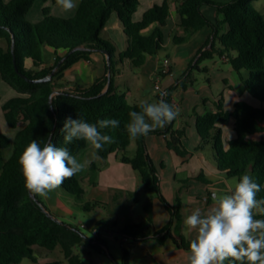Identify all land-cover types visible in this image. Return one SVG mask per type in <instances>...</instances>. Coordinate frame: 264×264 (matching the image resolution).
<instances>
[{"label": "trees", "instance_id": "obj_1", "mask_svg": "<svg viewBox=\"0 0 264 264\" xmlns=\"http://www.w3.org/2000/svg\"><path fill=\"white\" fill-rule=\"evenodd\" d=\"M35 1L0 0V40L6 42L5 47L0 46V77L18 93L2 105L6 123L17 131L12 140L0 133V264H62L61 260L44 261L39 258L41 250L51 253L57 247L69 264H85L75 252L76 247L88 246L98 253L106 252V242L99 234V230L107 225L106 221L96 220L95 236L90 237L75 226L49 217L25 190L18 166L19 155L26 145L33 139L43 145L49 141L53 131L51 142L57 146L67 147L75 156L85 149L87 143L84 141L65 145L64 133L60 131L67 118L78 117L89 123L105 118L120 121L119 128L105 130L113 136L114 143L106 145L98 155L106 159L116 154L121 162L130 164L138 173L144 192L159 198L170 213L169 222L154 230L152 201L149 200L140 221L122 227L112 223V232L129 240L127 247H123V264H128L130 247L149 238H154L159 244L171 240L178 249L187 250L189 240L178 229L175 235L173 233L174 225L179 226L182 221L180 198L177 197L172 205L161 193L160 175L146 143L148 135H164L168 148L182 162H187L193 152L183 145L186 130L184 127L175 129L173 120L147 136L131 139L125 125L128 113L138 111L139 103L129 102L126 93L120 92L114 82L121 72L120 65L125 61L139 68L148 56L157 55L164 48L163 28L170 15L169 1L163 0L147 8L137 21L133 20V16L140 0H81L74 15L69 18L54 17L49 14V7H44V18L30 23L26 15ZM205 6L215 8L223 19L210 20L203 11ZM176 11L180 15L179 26L183 32L182 35H173L172 42L176 45L189 42L195 33L205 27L212 28L211 35L197 53L199 57L194 67L200 59L214 54L226 57L240 76L244 91L258 102V105H252L239 100L228 110L223 99L219 98L214 101L213 108L197 117L195 127L203 144L212 141L218 171L230 178L251 172L254 180L261 185L257 198H264V138H250L256 134L264 135V14L248 0H177ZM113 13H117L123 24L126 36L123 50H119L116 43L104 34ZM45 47L54 51L52 65L46 64ZM76 47L83 49L70 53ZM59 50L66 52L60 55ZM103 50L111 57L109 64L106 61L107 73L109 69L111 71L106 92L103 93L108 84V74L86 88L65 89V84L60 82L64 71L80 58L88 59L90 54L103 53ZM64 57L51 80L38 83L28 80L51 74ZM178 84L186 89L185 84ZM179 85L171 86L159 98L171 104L172 92ZM56 91L52 109L51 97ZM207 100L204 99V103ZM229 119L233 120L235 135L223 143L222 130L217 124ZM132 141H135L136 148L129 156L127 149ZM5 149L11 150L6 159L2 157ZM197 178L208 182L202 172ZM61 187L64 194L82 196L85 193L76 175L65 180ZM36 197L47 208L40 196ZM98 204V201H81L80 207L90 212ZM24 260L29 262L24 263Z\"/></svg>", "mask_w": 264, "mask_h": 264}, {"label": "rangeland", "instance_id": "obj_2", "mask_svg": "<svg viewBox=\"0 0 264 264\" xmlns=\"http://www.w3.org/2000/svg\"><path fill=\"white\" fill-rule=\"evenodd\" d=\"M9 0H3V2H8ZM81 0H76L77 7ZM146 1L141 0V6L138 7V13L133 17L134 21L139 20L141 18V14L146 8ZM250 4H252L258 10L264 12V0H248ZM47 3L48 5H45ZM49 7V14L58 17V18H69L73 15V12L76 10H72L71 12H63L56 5V2L52 0L44 1V0H36L33 6L30 8L26 15V20L30 23L38 22L44 18L43 8ZM177 35H182L183 32L174 33ZM2 41V40H1ZM6 45V42L3 40ZM164 48L158 53L156 57L159 58L160 62H163V59L170 56V58L176 63L173 79L175 80L173 85H179L181 82L185 84L186 89H183L180 85L172 92L175 95L179 94V98L183 97L184 99L180 100V106L178 111V116L176 117V121L181 123V126L186 130V139H184V146L194 153V157L188 163H181L178 158L173 156L174 160H164L163 166L158 165L156 168L161 177V193L165 196L168 202L174 205L176 203L177 197L180 198L181 201V216L182 221L179 224L174 225L173 233L174 235L178 231L187 239L190 240V236L187 230L184 228L183 221L184 218L191 213L192 210L199 207L202 211L209 208L213 203V193L212 195L199 194V189L189 183V177L193 175V173L198 172L203 168V172L207 177V180H211L213 187H216L218 190L226 189L231 178H222V179H210L208 172L205 169V164L203 161L206 160L210 162V159L213 160L212 154L213 147L212 141L208 144H203L201 141L197 142V132L195 129V114L198 116L203 115V103L197 102V107H192V105L188 102L187 98L184 96V90L193 91V95L197 94V90L201 87H206L211 89L213 92L217 90L218 87L223 86V81L221 76L227 72L232 73V77L239 81L238 76L235 73L232 65L229 62L223 61L222 57L218 54L212 55V57L202 58L198 61L196 67L194 64L196 63L199 55L197 52L199 51L200 45L198 40L193 42H189L186 44L176 45L171 40H168L167 36H164ZM137 72L136 75H132L126 78H122V80H118L115 77L114 82L120 84L121 86H125L132 78L136 79L137 77H141L143 81H146V97L148 100L156 101L159 98L161 93H164L171 86L168 83L166 76L157 75L152 79H148L142 75V68L135 69ZM126 72V71H125ZM208 79L210 81H208ZM131 82V81H130ZM157 83L161 87V91L156 90L154 88V84ZM18 95V94H17ZM191 102V101H190ZM0 113L2 110L0 108ZM1 118L4 120L3 127H1ZM194 119V120H193ZM229 129H231L228 124L223 125L222 130L227 133H230ZM0 133L9 138L11 134L12 137L9 138L12 140L16 133L15 129L10 128L3 115L0 116ZM234 131L231 130V137L233 138ZM226 135L222 134V142L225 143ZM135 145V144H133ZM9 149L3 150L2 157L5 159L6 154ZM135 151V146H131L127 149V154L132 156ZM180 158V157H179ZM95 167H92L88 174L80 179V184L84 188V190H92V183L96 182V184H107V188L109 190L106 192L104 188L103 193L109 194V199H100V200H89L86 198V195L78 196L75 194H64L62 192V187L58 190L61 194V200L70 208L71 212L68 213L61 219L64 223L70 224L79 228L81 232L84 234L94 237V224L96 220L106 221L107 225L102 227L99 230L100 236L106 242V252L98 253L95 250L91 249L88 246H84V249L81 247H76L75 252L78 253L81 258L86 262V264H123V247H127L129 240L121 237L119 234H115L112 232V223H116L118 226L122 227L127 223H135L140 221L145 213L144 206L145 204L155 198L156 196H150L146 192H144L141 181L138 173H135V181L133 182L131 188L119 189L117 186L119 185V181L111 176L108 171H103V165L101 162L96 163ZM252 175L251 172H247ZM101 180V181H99ZM208 183V182H207ZM120 185H125L124 182L120 183ZM104 187V186H99ZM133 188V189H132ZM191 190L188 192V190ZM217 190V191H218ZM109 192V193H108ZM111 193V195H110ZM58 191L55 190L47 197H41L42 202L46 206H50L56 202L58 196ZM82 197V198H81ZM81 201H98L99 204L95 206L90 212L83 210L80 207ZM103 203V204H102ZM81 223L87 225V228L83 227ZM42 253H39V258L41 260H51L57 259L61 260L62 264H69L63 257L61 249L57 247L51 253L46 252L45 250ZM161 249L156 244L153 239H149L145 243H140L135 245L134 247H130L129 249V259L128 264H172V262H178V257L174 255L173 252L166 251L164 254H160ZM24 263H28V260H24ZM181 264H186L182 261Z\"/></svg>", "mask_w": 264, "mask_h": 264}, {"label": "clouds", "instance_id": "obj_3", "mask_svg": "<svg viewBox=\"0 0 264 264\" xmlns=\"http://www.w3.org/2000/svg\"><path fill=\"white\" fill-rule=\"evenodd\" d=\"M56 5L65 13L77 7L76 0H56ZM138 109L128 113L125 125L131 139L164 128L178 116V111L163 98L154 102L141 100ZM119 127L118 119L89 123L78 117L67 118L60 131L65 145L84 141L93 150L92 159H99L98 153L114 143L113 136L105 130ZM87 164L51 140L42 145L33 139L18 158L25 190L41 197L59 189L65 180L84 171ZM260 191L261 185L244 173L232 177L226 189L213 193L209 208L192 210L183 221L190 236L187 264H264V218H257L264 217V198H257Z\"/></svg>", "mask_w": 264, "mask_h": 264}, {"label": "crops", "instance_id": "obj_4", "mask_svg": "<svg viewBox=\"0 0 264 264\" xmlns=\"http://www.w3.org/2000/svg\"><path fill=\"white\" fill-rule=\"evenodd\" d=\"M162 1L163 0H147L146 1L147 6H146V8H144L143 12L147 8L151 7L152 5H154L156 3L157 4L161 3ZM168 1L170 3V15L167 18L166 25L163 28V32H164V36H167L168 40H171L173 35H175L174 33L182 32V29L179 26L180 15L176 11V1L177 0H168ZM216 1L228 2L231 0H216ZM45 5H48V4L45 3ZM140 6H141V0H140ZM46 7H48V6H46ZM203 11L206 14V16L214 22L216 21V19H219V20L223 19V16L221 14H217L216 9L213 7L205 6V7H203ZM143 12H142V14H143ZM74 13H75V11L73 12V15H74ZM137 13H138V10L136 11L135 14L137 15ZM262 13L264 14V12H262ZM142 14H141V17H142ZM140 19L141 18H139V20ZM211 33H212V28L205 27L202 30L195 33L189 42H193L195 40H198L200 47H202L204 45V43L206 42V40L211 35ZM104 34H105V37L113 40L116 43L119 50L125 49V47H126V36L124 34V31H123V24H122L120 18L118 17L117 13H113L111 15L110 19L108 20V22L105 26ZM189 42H187V43H189ZM184 44H186V43H184ZM0 46L1 47L6 46L5 43L3 42V40L2 41L0 40ZM65 52H66L65 50H59L60 55L65 54ZM157 55L148 56L145 64L139 68H134L129 64L128 61H125L123 64L120 65L121 72L116 77L118 78V80H122V78H124V77L125 78L127 76L130 77L131 74L135 76L137 73L135 71V69H141L142 68L143 71H141V72H142V75H144V77H146L148 79L149 78L152 79L153 77H155L157 75H161V77L165 75L166 78H168L167 79L168 83H170V85H173V83L175 81L173 79L174 70H175V67H177L176 63L170 58L169 55H167V57L170 59V66L168 68V72L163 74V73H161V68H162L163 62H160L159 58L156 57ZM44 57H45L46 64L52 65L54 62V58H55L54 51L48 47H45L44 48ZM222 59H223V61L228 62L226 57H222ZM106 61H107L106 55L104 53H101V52H94V53L90 54L88 59L80 58L78 61L73 63L70 67H68L64 71L63 77L60 79V82L65 84V89H67V90H75L78 87L79 88H86V87L90 86L92 83H94L97 79L102 78L108 74L107 70H106ZM236 75L238 76L241 83H239V81H236L232 77L231 72H227L221 76V79L223 81V86L221 88L218 87L217 90H215V92H213L209 88L201 87L199 90H197L196 95H193V91L191 93V90H184V96L187 98V100H189L188 102L192 105L193 108L197 107L195 105H197V102L199 103L201 100V102L203 103V108H202L203 114L206 112V110L213 108L214 107V101H216L219 98L223 99L224 106L228 110H230L233 107V105L239 100L247 101L248 103H250L252 105H258V102L255 101L254 99H252L244 91V85L240 79V76L237 73H236ZM130 81L127 84H125V86H121L120 84L115 83L117 89L120 92L126 93V96H127V99L129 102L139 103L141 100H147L148 102H154L152 100H148V98L146 97V93H145L146 86H147L146 81H143L141 77H137L136 79L132 78ZM208 81H210V80L208 79ZM156 85L159 86V84H157V83L154 84L155 89H156V87H155ZM156 90L161 91L162 89L160 87L159 89H156ZM17 94L18 93L13 88H11L7 83H5L0 77V108H1V110H2L3 103L6 102L8 99H10L14 96H17ZM178 95L179 94L175 95L174 93L171 95V105H173V107L176 110L179 109L180 100L184 99L183 97L179 98ZM159 99L160 98H158L156 101H158ZM204 99H208V100L204 103V101H203ZM1 115H3V112L0 113V116ZM195 116H196L195 120L194 119L193 120L195 121L194 124L196 125V120H197L198 114H195ZM3 118H4V116H3ZM3 123H4V120L1 118V127H3ZM227 124L231 128V129H229L230 133H227L226 131L224 132L222 130L223 125H227ZM217 126H219L221 128L222 134L224 133L226 135V138H225L226 140L231 139L229 137H231V130H233V120L232 119H229V120L222 122V123H218ZM173 127L175 129H177V128H181L182 126H181V123L177 122L176 119H174ZM12 129H14V128H12ZM160 129H162V128H158L156 130H160ZM195 129H196V127H195ZM15 130L17 131V129H15ZM12 135L13 134H11L9 136V138H11ZM250 138L254 139V140H258V139L264 138V135L256 134V135L250 136ZM198 141H200V137L197 133V142ZM146 143H147L148 151L150 153V156L153 160L155 167H157L158 165H160L162 167L164 160H166V159L167 160H174L175 158L173 156H175L176 158H178L180 160L179 156H177L172 150H170L168 148L167 143H166V138L164 135H157V134L148 135L146 137ZM133 144H135V141H132L130 143V145L128 146V148L131 146H135V148H136V144L135 145H133ZM92 151L93 150L91 149V147L87 144L86 148L81 150L76 155V157L80 161H82V162L88 161V164H87L85 170L82 171L81 173L76 174V177L78 179L85 177L88 174V171L91 169L92 165H95L96 163L101 162V164L103 165V170L101 172L106 170V171H108V173L111 176H114L119 181V185L117 186V188L124 189L126 187H128V188L133 187L132 184L135 181V173L133 171L134 169L131 167L130 164L121 162L119 156H117L116 154H112L106 159H102L100 156H99L100 157L99 159H92V157H91ZM188 151H190V150H188ZM10 153H11V150L9 149L8 153L6 154V158L9 157ZM213 155H214V153L212 154L213 160L210 159V162L206 161V160H202L200 158V160L203 161V163L206 165L205 169L208 172L210 179L217 180V179H222V178H230V177L226 176V174L224 172L218 171V169L216 168V165H215ZM193 157H194V153L192 154L191 158L185 163H188ZM180 162L185 164L181 160H180ZM200 172H202L203 175L205 176V173L203 172V168L200 169L198 172L193 173V175L188 178L190 185L197 187L200 191L199 192L200 195L205 194V195L209 196V195H212V192H214V193L218 192L217 191L218 189L216 187H213L211 180L208 179V183H206V182H203L197 178V176ZM205 178L207 179L206 176H205ZM160 180H161V177H160ZM99 181H101V180H99ZM122 182H124L125 185H120V183H122ZM99 186H104V187H99ZM107 186H108L107 184H101V182H99V184H96V182H93L92 183L93 189L90 191L85 190L84 194L86 195V198L89 200L109 199L110 198L109 194L106 193L104 196V193H103L104 189L106 192L109 190V188H107ZM99 188H104V189H99ZM160 189H161V182H160ZM57 191H58V194H57L58 198H57L56 202H54L53 204H50V206H47V208L49 211H51L54 214V216H56L58 219L61 220V219H63V217L65 215L70 213L71 210L61 200V197L64 194L60 193V191L58 189H57ZM190 191L191 190L189 189L188 192H190ZM61 194H63V195L61 196ZM110 195H111V193H110ZM170 204H172V203H170ZM152 212H153V229L154 230L161 229L162 227H164L169 222L170 213L166 209L164 204L157 197L152 198ZM260 218H264V217H260ZM127 224H131V223H127ZM81 225H84V227L87 228L86 224L81 223ZM149 239H153L156 242V244L159 246V248L161 249L160 254H164V252L169 251V252H173L174 255L176 257H178V262L173 261L172 264H181L182 261H184L187 264L186 255H185L187 250L178 249L173 244V242L171 240H168L164 244H159L154 238H149ZM149 239H147L146 241H148ZM146 241L136 242L131 246V248L137 244L145 243ZM81 248L84 249V246H81ZM84 263L86 264L85 261H84Z\"/></svg>", "mask_w": 264, "mask_h": 264}, {"label": "water", "instance_id": "obj_5", "mask_svg": "<svg viewBox=\"0 0 264 264\" xmlns=\"http://www.w3.org/2000/svg\"><path fill=\"white\" fill-rule=\"evenodd\" d=\"M79 49H83V47H76V48L72 49V50L70 51V53H72V52H74V51H76V50H79ZM102 52L106 55L107 63L109 64V63H110V60H111V57H110L109 53H108L107 51H105V50H103ZM65 58H66V57H64L62 60H60L59 63L57 64V66H56V67L54 68V70L51 72V74L45 76L44 78H41V79H35V80L28 79V78H27V79H28L30 82H37V83H38V82H44V81L51 80L52 77H53V75H54V73L56 72L57 68L60 66V64L64 61ZM108 76H109L108 84H107L106 89L103 91V93L106 92V90H107V88H108V86H109V83H110V76H111V71H110V69L108 70ZM23 77L26 78V76H24V75H23ZM57 93H58V92L56 91V92L52 95V97H51V108H52V109H54L53 102H52V98H53V96H54L55 94H57ZM53 134H54V131L52 132V135H51V137H50L49 140L52 139ZM30 196H31V197H32V198H33L38 204H40V205L42 206L43 210L45 211V213H46L49 217H51V218H57L56 216H54V214H53L51 211H49L44 205H42V203L40 202V200H39L36 196H33L32 194H30ZM57 219H58V218H57ZM58 220H59L60 222H63V221L60 220V219H58ZM90 240H91L92 242L95 241L94 239H90Z\"/></svg>", "mask_w": 264, "mask_h": 264}, {"label": "built area", "instance_id": "obj_6", "mask_svg": "<svg viewBox=\"0 0 264 264\" xmlns=\"http://www.w3.org/2000/svg\"><path fill=\"white\" fill-rule=\"evenodd\" d=\"M169 66H170V59L168 57H165L163 60V63H162L161 73H163V74L167 73ZM155 87H156V89L160 88L158 85H156ZM83 227H84V225H83Z\"/></svg>", "mask_w": 264, "mask_h": 264}]
</instances>
